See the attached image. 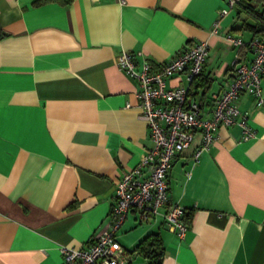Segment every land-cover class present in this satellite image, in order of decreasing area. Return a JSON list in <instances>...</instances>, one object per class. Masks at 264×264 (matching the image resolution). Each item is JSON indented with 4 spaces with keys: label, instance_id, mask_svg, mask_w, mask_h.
I'll list each match as a JSON object with an SVG mask.
<instances>
[{
    "label": "crops",
    "instance_id": "obj_1",
    "mask_svg": "<svg viewBox=\"0 0 264 264\" xmlns=\"http://www.w3.org/2000/svg\"><path fill=\"white\" fill-rule=\"evenodd\" d=\"M37 1L0 0V264H60L61 246L87 247L107 226L119 177L151 144L139 81L117 64L124 50L155 66L208 40L207 86L192 92L207 111L254 56L225 38L256 35L248 0L222 17L218 33L225 0ZM167 81L191 83L186 72ZM236 103L255 135L221 125L194 161L196 132L168 172L163 209L179 203L190 213L185 236L162 215L140 220L130 210L116 231L126 250L159 232L162 264H264V101L245 91Z\"/></svg>",
    "mask_w": 264,
    "mask_h": 264
},
{
    "label": "built area",
    "instance_id": "obj_2",
    "mask_svg": "<svg viewBox=\"0 0 264 264\" xmlns=\"http://www.w3.org/2000/svg\"><path fill=\"white\" fill-rule=\"evenodd\" d=\"M240 2L225 0V6L217 13L213 32H219L222 17ZM225 38L236 46L246 44L254 56L236 66L235 76L225 82L210 111L190 93L189 86L168 85L167 81L174 73L186 72L190 80L199 75L209 55L208 40L197 41L155 66L148 59L139 65L131 51L124 50L118 56V66L139 81L140 115L149 126L151 144L139 163L119 177L107 226L87 247L61 246L60 264H131L130 255L116 234L130 210L136 211L140 220L162 215L170 230L180 238L185 236L190 225L184 206L174 203L163 209L169 200L168 172L175 155L189 148L196 132H200L201 142L191 156L198 161L213 145L221 125L238 123L244 138L254 136L248 114L239 109L236 101L245 91L253 94L259 104L264 101V38L255 35L244 41L231 32H226Z\"/></svg>",
    "mask_w": 264,
    "mask_h": 264
},
{
    "label": "trees",
    "instance_id": "obj_3",
    "mask_svg": "<svg viewBox=\"0 0 264 264\" xmlns=\"http://www.w3.org/2000/svg\"><path fill=\"white\" fill-rule=\"evenodd\" d=\"M42 0H38L40 2ZM247 8L256 17V22L250 24L254 33L264 35V0H248ZM201 73L195 76L190 83L189 90L192 94L193 88L198 85H206L207 81L201 77ZM201 77V78H200ZM197 78L200 80L197 81ZM187 221L191 222L190 213L187 214ZM128 254L136 253L147 259L148 264H162L164 257V246L161 234L159 232H150L145 235L132 250H127Z\"/></svg>",
    "mask_w": 264,
    "mask_h": 264
},
{
    "label": "water",
    "instance_id": "obj_4",
    "mask_svg": "<svg viewBox=\"0 0 264 264\" xmlns=\"http://www.w3.org/2000/svg\"><path fill=\"white\" fill-rule=\"evenodd\" d=\"M136 264H148V262H139V263H136Z\"/></svg>",
    "mask_w": 264,
    "mask_h": 264
}]
</instances>
